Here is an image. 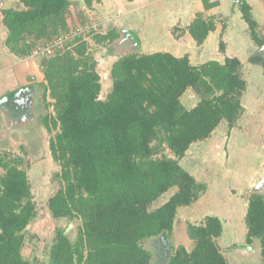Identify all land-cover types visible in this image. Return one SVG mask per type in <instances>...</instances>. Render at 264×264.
Segmentation results:
<instances>
[{
	"label": "trees",
	"instance_id": "trees-1",
	"mask_svg": "<svg viewBox=\"0 0 264 264\" xmlns=\"http://www.w3.org/2000/svg\"><path fill=\"white\" fill-rule=\"evenodd\" d=\"M18 1L23 8L1 10L5 45L11 53L28 57L35 45L67 32L70 0ZM82 1L92 9L102 0ZM233 1L251 39L264 45L249 3ZM202 2L207 9L217 5ZM214 19L197 13L188 25L197 45L215 29ZM119 35L114 28L96 33L93 40L113 42ZM69 37L62 49L39 63L45 110L41 122L53 132L48 152L59 165L55 175L59 186L47 202L49 214L77 218L80 224L73 240L65 229H57L48 264H150L151 254L142 242L155 237L166 246L165 264H229L217 241L223 230L217 216L186 224L193 243L189 251L184 245H170L168 239L177 208L192 204L205 190V184L179 164L180 158L221 121L232 128L243 113L241 97L247 82L240 60L226 57L222 63L193 65L187 55L165 51L126 53L111 64L112 88L101 99L100 74L87 40L81 34ZM219 48L224 49L221 40ZM248 60L264 68L260 53ZM188 88L198 96L192 108L180 100ZM164 147L170 155L163 153ZM0 170V264H32L22 254L25 229L36 216L27 165L22 155L0 151ZM171 188L176 190L166 201L149 208ZM244 224L245 240L257 242L264 264L262 193L249 194Z\"/></svg>",
	"mask_w": 264,
	"mask_h": 264
},
{
	"label": "crops",
	"instance_id": "crops-1",
	"mask_svg": "<svg viewBox=\"0 0 264 264\" xmlns=\"http://www.w3.org/2000/svg\"><path fill=\"white\" fill-rule=\"evenodd\" d=\"M70 1L72 2V5L65 13L66 20L68 16H71L73 8L77 7L78 12L80 9H83L84 6L82 0ZM208 1L217 2V5L207 9L204 8L202 0H103L102 2H104L106 6L113 2L119 6L122 21L127 23L130 27L129 33L136 36L139 47L142 49V53L165 51L170 52L175 56L187 55L193 65H199L208 60H217L222 63L226 57H237L241 62L242 76L247 82L246 89L241 97V104L244 108L242 114L244 115L247 112L244 100L247 97L249 89L252 88L251 90H254L253 92H255L253 96L258 97L257 95L259 92L257 91L256 84H258V81H264V68L258 64H252L248 60L249 56L253 53H257V50L259 49L251 39L248 26L242 18L238 5L235 4L233 0ZM246 1L251 6L252 15L258 23L259 29L262 30L261 33H264V5L262 1ZM3 8L21 9L23 8V5L18 0H0V99L9 93H12L10 94V98L17 95V98L14 100H4L0 102V129L3 128V124H7L9 127H12L13 125L10 126L9 123H12L13 121V124H16V126L21 125L23 127L25 124L27 126L32 122L30 120L38 114L37 112H39L42 106L40 99L42 94V87L40 85V82L42 81V74L37 65L34 64V60H32V57L35 55H29L28 59V57H19L8 50L5 45L7 29L2 24L1 10ZM82 13H84V11ZM197 13H201L204 17L213 16L215 18V29L210 31L204 41L199 45L195 43L187 31L188 25L194 20ZM222 20L224 21V26H222ZM220 40L224 44L223 50L219 48ZM262 48H264V45ZM262 51L264 52V49ZM260 54L264 57V54ZM112 57L114 61L116 56L113 55ZM107 90L110 92L111 89L109 88ZM190 92L191 88H188L180 97L182 103L183 99L188 101L187 104L185 103L186 108H192L198 102V96L194 90L191 95ZM14 93H19V95ZM107 93H105V96L103 97V87L101 84V92L99 94L101 99H104ZM37 94H40L39 101H36V99L38 100V97H36ZM27 97L29 107L28 111L30 113L24 112L21 105H19V102ZM29 98L31 99L29 100ZM32 99L34 101V106L33 104L30 105V101H32ZM253 101L256 103L258 102L256 99ZM259 109L260 108L256 109L254 112L251 111L253 113L249 116L250 119L244 123L246 130L243 127L244 125L242 126V129H239L238 125L233 126L231 128L229 138H225L224 141L220 140L218 137L219 133L217 132L221 131L222 127H224L227 122L224 120L221 121L208 138L196 141L189 146L185 155L180 158L179 164L183 168L185 167L184 169L194 176L196 175V167L200 166L203 170L201 174L203 176L205 175L204 177L209 178L213 175V177L222 178L219 175L223 173L217 174V171L215 170L218 166H221L218 158L219 148L221 149V147H224V158H228L229 164H231L234 169L231 153L235 149L236 151L239 149V144L243 146V140L248 137L254 141L252 146L255 147L259 154L263 157L261 163L264 162V145L262 146V149L259 147L257 139L259 133L258 135H255V130H260L264 127V115L261 117L257 115ZM242 114L237 119L236 124H239L240 120L243 118ZM245 132L249 135L242 137L241 139L240 135H243ZM205 149H207V151ZM211 156L214 158L213 160L210 158ZM207 159H210V164L211 166L214 165L213 167L210 166V168H205L206 166H209ZM232 168L230 170H232ZM230 170H227L228 174ZM232 173L234 177L233 179H235L236 173L233 170ZM200 176L199 179L196 180L205 184V193L203 192V194H201L192 204L179 206L175 213L172 235L176 239L177 236H179L182 239L184 238L186 241H180V245L186 246L185 244L187 242L188 244L192 242L186 234V223L199 224L203 221L205 216L212 214L213 212L209 210L207 206L209 197L216 195L219 190H221V193L224 194V191L220 189V187L226 188L227 183L220 185V183H217V180L215 179L214 182L216 184L212 185L211 183L210 186L208 179L202 181L203 177ZM252 182V178H249V180L246 181L247 187L248 185L250 186ZM165 193L162 195L164 196ZM226 195L230 196L229 194ZM168 198L165 200H159V202L155 204V207H157V205H161ZM217 202L218 197H216V203ZM241 204L242 203L239 199H231L230 205H226L225 208L221 207L222 209L215 212L216 215L214 216H217L221 220L223 229L222 234L217 241H219L222 235L226 234V232L227 234L231 233L235 236L231 239V242L240 237L239 241H241L243 239L242 235L244 233L246 235L244 215L247 208V200L243 202L244 205L242 211L243 214L241 215V226H239V224L237 226V222H235L238 218L236 210L237 207H241ZM234 206L236 207L233 208ZM184 213L186 216L185 219L180 218V215H183ZM180 219L183 221V225L181 227L179 224ZM178 233H180V235ZM244 248L250 250L251 244H248V246Z\"/></svg>",
	"mask_w": 264,
	"mask_h": 264
},
{
	"label": "rangeland",
	"instance_id": "rangeland-1",
	"mask_svg": "<svg viewBox=\"0 0 264 264\" xmlns=\"http://www.w3.org/2000/svg\"><path fill=\"white\" fill-rule=\"evenodd\" d=\"M101 2L95 3L92 9H87L85 6H83V9H80L77 12V7L73 8L71 16L67 17L68 30L66 33L62 34H69V39L73 38L76 34H81L87 40L89 49L93 52V56L96 60V69L100 74L104 97L105 93L109 92L107 89L112 88V81L110 79V66L113 61L112 56L115 55L117 58L119 54L123 55L130 52L142 53V49L139 47V44L138 46H136L135 42H132L130 40L129 34L126 35L127 31L129 32L130 27L127 23L122 21V15L119 6L115 2L110 3L108 6H106L104 2ZM83 11L84 13H82ZM114 28L119 30L120 35L113 42L106 41L103 43H97L93 40V37L96 33H104L107 30ZM259 31L262 30L259 29ZM260 34L262 35L264 33L260 32ZM65 43L66 41L64 42V44ZM262 46H258L259 50H257V53L264 54V52L262 51L264 48H262ZM35 47L33 49H35ZM44 58H46V56L36 55L32 57V60H34V64L37 65L39 70V63ZM256 87L260 95L258 94V97L253 96L255 93L253 92L254 90L252 91V88L249 89L247 97L244 100V103L247 107V112L244 115L242 114L243 118L240 120L239 124L235 123L233 125H238L239 129H242L244 127L246 130L244 123L248 119H250L249 116L252 115V113L256 109L260 108L257 112V115H259L260 117L264 115V81H258ZM192 92L193 90L191 89L190 95ZM36 97H38V100L36 99L37 101L41 99L40 94H37ZM99 98H101L100 95ZM254 99L258 100V102H254ZM49 100L51 101V99ZM183 103V105L185 106V103L187 104L188 101L183 99ZM32 104L33 103L31 102L30 105ZM42 107L43 105L41 106L39 112H37L38 114L35 115L32 120H30L32 122L27 126L26 124L23 127L18 124V126H16V124H13V121L12 123H9L10 126L13 125L12 127H9L7 124H3V128L0 129V151H7L15 155H22L27 165V173L31 185L32 197L36 206V216L25 229L22 254L24 258L30 261L32 264H48L50 247L54 241L55 234L58 228L65 229V233L67 234V236L71 240H73L76 235L77 227L80 224V220L77 218H52L48 211V198L59 186L55 178V175L59 170V165L52 160V158L50 157V153L48 152L47 140L53 134V132H48L42 125L41 115L45 113V110ZM48 108V111L50 112L51 108ZM255 132V135H258L259 133L257 139L259 147L262 149V146L264 145V127L263 129L255 130ZM217 133H219L218 137L220 138V140L224 141L225 138H229L231 128H229V126L225 124V126L222 127L221 131ZM248 135L249 134L245 132L243 133V135H240V138L242 139V137ZM253 142L254 141L248 137L247 139L243 140V146L239 144V149H237V151L236 149L232 151L231 154L235 170L232 168L231 164H229L228 158H224V147H221V149L219 148L218 158L221 166H218V168L215 170L217 171V174L223 173L219 175L222 178L213 177V175H211L209 178L204 177L205 175L203 176L201 174L203 171L202 168L197 165L198 167H196L195 169L196 177L192 175L195 179L198 180L199 176L202 175L200 176L203 177L202 181L208 179V181L210 182V186L211 183L212 185L216 184L214 182L215 179L217 180V183H220V185L227 183L226 188L220 187V189L224 191V194L221 193V190H219L216 195L209 197L207 206L213 213L208 215H216L215 212H218L219 209L225 208L226 205L231 204V199H239L242 204L240 208L237 207L236 211L238 218L236 217L237 220H235V222H237V226L238 224L239 226H241V215L243 214L242 211L244 205L243 202L247 200L249 194L254 191L262 193L264 195V162L261 163L263 157L259 154L258 150L252 146L254 144ZM205 150L207 151V149ZM163 151L164 154L170 155V152L167 148L164 147ZM210 158L212 160L214 159L212 156ZM207 162H209V166H206L205 168H210V159H207ZM231 168L236 173L235 179H233L234 177L232 175V170H230ZM227 170H230L229 174ZM1 173L2 170H0V174ZM249 178H252L253 182L252 184H250V186L248 185L247 187L246 181H248ZM175 190L176 188H171L164 194V196H160V199L157 198L154 202H152L149 208H155V204L158 203L159 200H165L171 194H173ZM203 192L205 193V190ZM226 194H229L230 196ZM216 197H218L217 203ZM235 207L236 206H234L233 208ZM185 217V213L183 215H180V218L182 219H185ZM182 219H180L179 221L180 227L183 225ZM172 233L168 239V242L170 243V245L177 247L180 245V241H183L184 238L182 239L177 236L176 239L175 237H173ZM178 234L180 235V233ZM234 237L235 236H233L231 233L227 234L226 232V234H223L218 241L223 249L222 251L226 256L228 263L261 264L259 246L257 242H253L251 244V249L247 250L246 248H244L248 246V243L245 240V233L242 235L243 239L241 241H239V239L241 238L240 237L236 238L237 240L231 242V239H233ZM142 244L146 249H148L151 254L150 264H165L166 246L161 244L159 237L146 239L142 242ZM185 245L186 246L184 247L189 251L191 250L193 243L191 242L190 244H188L187 242Z\"/></svg>",
	"mask_w": 264,
	"mask_h": 264
},
{
	"label": "built area",
	"instance_id": "built-area-1",
	"mask_svg": "<svg viewBox=\"0 0 264 264\" xmlns=\"http://www.w3.org/2000/svg\"><path fill=\"white\" fill-rule=\"evenodd\" d=\"M69 34H61L57 37L51 38L44 45H37L32 52V55L50 56L64 47V42L67 41Z\"/></svg>",
	"mask_w": 264,
	"mask_h": 264
},
{
	"label": "flooded vegetation",
	"instance_id": "flooded-vegetation-1",
	"mask_svg": "<svg viewBox=\"0 0 264 264\" xmlns=\"http://www.w3.org/2000/svg\"><path fill=\"white\" fill-rule=\"evenodd\" d=\"M19 95V94H18ZM17 98V95H15L13 98H7L6 99V101L7 100H11V99H16ZM27 99V100H26ZM31 98H29V100H30ZM37 101V100H36ZM30 102H32L33 103V105H34V101H33V99H32V101H30ZM19 105H21V107H22V110L24 111V112H29L28 111V97L27 98H24L23 100H21L20 102H19ZM14 106V105H13Z\"/></svg>",
	"mask_w": 264,
	"mask_h": 264
},
{
	"label": "water",
	"instance_id": "water-1",
	"mask_svg": "<svg viewBox=\"0 0 264 264\" xmlns=\"http://www.w3.org/2000/svg\"><path fill=\"white\" fill-rule=\"evenodd\" d=\"M128 34L130 35V40H131L132 42H135V45L138 46V40H137L136 36H135L134 34H132V33H129V32L127 31V35H128ZM14 94H19V93H14ZM7 97H8V95L4 96L2 99H0V102L6 100ZM162 243H165V240H162Z\"/></svg>",
	"mask_w": 264,
	"mask_h": 264
}]
</instances>
